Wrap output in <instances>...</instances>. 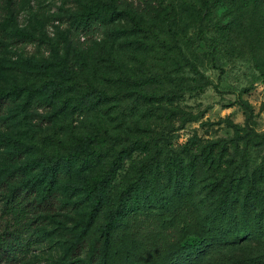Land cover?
<instances>
[{
	"label": "rangeland",
	"instance_id": "obj_1",
	"mask_svg": "<svg viewBox=\"0 0 264 264\" xmlns=\"http://www.w3.org/2000/svg\"><path fill=\"white\" fill-rule=\"evenodd\" d=\"M48 81L64 88L44 96ZM0 91L11 92L0 109V205L24 160L89 141L18 264H62L89 209L67 185L87 172L104 179L103 210L125 190L135 205L124 234L107 231L102 210L98 243L76 264H103L108 232L148 264L201 225L240 226L245 200L264 214V0H0ZM171 264H264V219L251 236Z\"/></svg>",
	"mask_w": 264,
	"mask_h": 264
},
{
	"label": "trees",
	"instance_id": "obj_2",
	"mask_svg": "<svg viewBox=\"0 0 264 264\" xmlns=\"http://www.w3.org/2000/svg\"><path fill=\"white\" fill-rule=\"evenodd\" d=\"M109 8L116 9L110 1ZM86 31L76 33L78 39ZM87 35V34H86ZM34 67L41 66L39 62L30 61ZM195 74L203 78V75L192 66ZM208 84L204 79L202 85ZM64 84L55 81H48L37 88V91L47 97H52L61 92ZM15 91V89H13ZM11 92L0 91V109L8 99ZM246 109L247 106H245ZM250 114V111H249ZM12 142V141H11ZM9 142V143H11ZM89 141L81 143L66 154L42 156L24 160L20 166L14 169L7 178L15 177V187L8 189V194L2 198L0 205V220L3 221V228L0 229V264H18L31 245L37 241L31 236L37 232V227L51 214L57 204V192L60 177L68 171L71 163L83 162L80 159V152L88 147ZM14 149L20 153L27 147L18 141H13ZM26 172H34L30 178L24 177ZM6 179L0 180V188L5 187ZM67 188L72 193H84L89 201V209L86 212V220L81 232L71 243L65 253L62 264H76V257L81 254L89 243L97 244L98 240L93 236L92 226L98 220L105 204H109V193L104 188V179L92 172L79 176L76 183L69 182ZM135 203L131 199L130 191L125 190L117 204L107 206L103 210L105 227L108 230L123 227V218L130 213ZM255 204L245 200L241 207L240 226L227 223V228L220 223L218 227L211 228L201 225L196 233L186 232L173 238L171 242L163 247L158 260L150 261L148 264H171V261L183 253L200 252L208 244H231L237 242L241 237L251 236L259 231L263 225V211H253ZM253 212V216L250 213ZM251 218V220H250ZM103 244L101 259L103 264H135L127 255L126 251L113 247V238L109 235ZM121 234H124L123 229ZM28 236V237H27Z\"/></svg>",
	"mask_w": 264,
	"mask_h": 264
}]
</instances>
